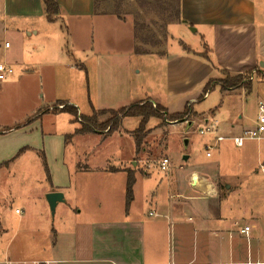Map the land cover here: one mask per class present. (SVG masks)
Masks as SVG:
<instances>
[{
	"label": "crops",
	"instance_id": "crops-1",
	"mask_svg": "<svg viewBox=\"0 0 264 264\" xmlns=\"http://www.w3.org/2000/svg\"><path fill=\"white\" fill-rule=\"evenodd\" d=\"M56 1L59 12L53 21L47 19L42 0L0 1V44L4 42L0 53L3 62L19 69L16 79L9 81L7 86L29 81L30 88L35 93L39 90L41 97L36 108L24 118L9 124L1 122L0 135L22 132L32 121L37 124V121L48 117L55 120L60 111L46 109L59 102L75 106L80 115L85 116L92 115L94 111L117 110L146 100L163 106L169 114L180 113L191 105L196 116L199 113L194 111V103L204 99L201 96L208 81L220 77L223 71L231 75L250 72L254 76L252 87L254 82H258L256 86L264 87V0H180L182 21L179 24L190 34L188 40L177 38L179 46H173L170 41L166 50L147 54L134 52L136 40L132 21L128 22L129 37H102L95 34L102 17L116 16L118 22L126 23L128 20L97 12L94 0ZM59 22L65 23L67 34L64 38L67 44L71 40L77 55L64 52L66 44L58 39L59 33L52 32L54 29L50 26ZM194 41L198 43L197 49L192 44L196 43ZM204 51L208 58L201 55ZM133 54L165 61L160 72L163 76L162 95L153 96L151 88L141 95H134L125 79L115 82L117 76L127 72L123 58L127 57L131 64ZM78 68L87 75L85 80L82 79L83 93L76 97L59 93L57 89L63 90L66 88L64 83L70 82L67 80L69 72ZM258 73L261 76H257ZM4 84L0 83V90L6 87ZM215 87L224 96L236 90H246L243 86L235 90ZM193 90H196L194 94L182 96ZM260 100L264 102V94ZM80 105L89 106L87 114ZM215 110L216 107L209 110L210 114L214 115ZM27 119L30 120L27 122ZM70 122L75 123L72 116ZM45 125L41 126L42 140L59 134L46 122ZM119 127L115 131H119ZM78 128V123L76 127L69 123L64 131L71 132L62 133V177L50 173L46 161L50 180L46 177L49 185L41 196L50 192L63 194V200L56 205V210L61 208L59 220L49 224L46 201L42 200L43 212L38 222L29 228L19 225L13 240L0 247V264L5 259L46 264H264V175L257 172L259 163L264 161V141L248 140L242 147L233 142L228 145L227 150L240 154L236 157L237 165L232 168H224L217 161L210 162L205 163L204 172L200 170L199 174H191L187 178L174 176L156 180L149 186L146 184L141 207H151L146 215L139 209L134 210L133 203L136 186L139 181L141 185L146 183L150 177L149 170L140 171L144 177L135 178L133 200L123 210L129 170L125 163L94 168L76 160L72 169L65 163L66 148L71 139L86 134L104 135L101 130L78 132ZM152 129H147L143 140L151 135ZM242 129L245 128L235 131L232 125L227 139L231 141L229 137L239 135ZM219 131H225V127ZM39 148L38 144H27L14 158L24 150L34 152ZM43 149L42 156L46 160L44 143ZM240 159L250 162L249 170H243L244 161ZM253 163L256 165L252 173ZM2 164L10 165L8 161L0 166ZM98 170L120 176L116 189L114 184L110 188L118 193V213L113 215L114 218L104 216L105 207L101 205L95 208L94 205L81 204L103 203L109 184L81 180L82 175H91ZM242 170L246 174L243 175ZM168 173H172L170 167ZM7 231L0 218V239ZM212 245H217L215 255L211 252ZM28 249L39 253L26 259L24 251Z\"/></svg>",
	"mask_w": 264,
	"mask_h": 264
},
{
	"label": "rangeland",
	"instance_id": "rangeland-1",
	"mask_svg": "<svg viewBox=\"0 0 264 264\" xmlns=\"http://www.w3.org/2000/svg\"><path fill=\"white\" fill-rule=\"evenodd\" d=\"M98 1L97 12L109 14L117 13L120 15L118 16L119 18L128 21L127 23L124 21L118 22L116 16V18L102 17L99 29L95 31L96 35L99 34L102 37L110 35L113 37L118 35L129 37L130 29L128 22L130 20L134 26V35L136 33L138 36H152L153 39L160 40L159 45L152 49L155 52L166 50L170 41L173 46H179L180 42L177 38L188 40L190 34L186 32L185 28L181 26L179 22H173L167 25L166 22L169 21L167 15L170 13V9L169 11H163L161 9L166 6L163 0ZM50 27L54 29L52 32L59 33L57 37L61 40L62 44H66L67 47L64 52L67 53V51H69L77 55L76 49L71 45V40H69V44H67L64 38L67 34L65 23L59 22ZM23 35L26 38L24 32ZM6 40L11 41L10 39ZM196 43L192 44L194 48L197 49L198 43ZM3 45L4 42L0 44V46ZM140 46L143 47V45ZM202 54H206V52L204 51ZM132 59L130 64L129 61H127V57L123 58V61H125L124 67L127 68V72L125 71L122 75L117 76L115 82L117 83L125 79L127 87H130L131 93L132 91L135 92L134 95H141L147 88L152 89L151 92L153 96L157 97L158 95H162L163 91L160 89V86L163 76L160 72L161 69H163L162 65L165 64V61L159 60L153 56L145 57L134 54ZM3 61L4 59H2L0 53V62ZM13 69L14 73L11 76L0 81L2 85L4 83V85H6V87L4 86V88L0 90V123L2 122L3 124H9L14 120L24 118V116L32 112L41 101L39 90L35 93L34 90L30 88L31 85L29 81H25L21 85H19V83H13L11 86H7L9 81H14L17 77L16 72H18L19 69L17 66L13 67ZM235 76L237 75L230 74V77ZM86 77V73L80 70V68L75 72L70 71L67 78L70 82H65L66 88L63 90L57 89V91L63 94L68 93L76 97L83 93L81 92L84 89L82 87V79L85 80ZM224 77L225 74L222 72L220 77L208 81L209 88L201 96L204 99L199 100L193 105V109L199 113L198 115L195 116L190 110L183 120L170 121L164 118L159 121L158 118H151L146 129L153 128L152 133L143 140L139 152H135V139L133 134L135 128L138 126L139 118L125 117L122 126L119 127V131L111 132L110 129L107 128L101 130L104 135L86 134L71 139L72 141H69L67 144L68 148H66L65 163L72 169L76 160L78 162L82 161L87 163L94 168L118 165L122 162L129 167V170L133 169L135 174H137L135 178L139 179L144 177L140 174V171L143 173V171L149 170L150 177L146 179V183L144 182L143 185H141L139 181L138 186H136L135 200L133 203L134 210L139 209L140 213L142 212L147 215L151 207L145 206L144 209H141L144 203L142 194L145 192L146 184L149 186L151 182L165 180L166 178H174V176H178V178H187V176L191 174H199L205 163L217 161L224 168H232L237 165L236 157L240 156V154L232 149H226V147L232 143V140L230 141L227 139V132H229L228 130L231 129L232 125L235 131H240L243 127L246 129L254 126V122L257 121L256 119L259 113L258 100H260L261 95L264 94V87L261 85L256 86L258 82H254L252 90L249 92L240 89L230 95L226 94L224 96L220 94V89L215 87L216 85L220 86L219 80ZM240 87L241 85L238 84L232 89L235 90ZM195 92L196 90L188 91L187 93H183L182 96L194 94ZM207 92L208 95L205 97L204 95ZM56 104L57 103L54 105ZM80 107L86 114L90 109L87 105H80ZM215 107V114L211 115L209 110ZM46 110L50 112L60 111L59 109L52 110L49 107ZM44 111L42 110L41 113H44ZM79 114L78 112L77 116ZM70 117L71 116L67 112L60 111L56 114L55 120L48 117L42 121H37V124H34L35 121H32L27 125V128L22 129V132L4 136L0 135V164L5 161H8L10 164L9 167H6L5 164L0 166V218L9 230L7 231L8 233L3 235L0 239V247H3L6 242H9V240L13 238L14 233L19 230V225H22L23 228H29L31 224L34 226V223L38 222L39 216H41L43 212L41 207L42 200L44 202L46 201V213L49 224L59 220L61 208L57 210L55 208L54 212H52L47 202L46 195L41 196L44 188L49 185L42 161V152L44 151V143L47 149L46 161L50 173H53L56 177H62L60 176L63 169L61 163V152L64 147L62 133L71 132L64 131L69 127V123L74 127L77 126V123L70 122ZM107 117H109L108 114L99 116V122L104 121ZM206 117L209 118L210 122L214 120L218 122V131L222 126L225 127V131H219L218 134L226 138L217 145H214L212 135L199 133V129L204 127L203 119ZM29 120L30 119H27V122ZM45 122L48 126H52V129H55L59 134L42 140L40 136L41 126H47ZM190 122L193 124L189 125L188 123ZM157 123L158 125H156ZM27 144H38L40 150H34V152L24 150L14 158L20 151L19 149ZM206 145L211 147L209 149L210 156H206ZM143 148H145L146 151L143 152ZM162 157H169V167L172 173L167 174L169 169L165 172L159 170L158 161ZM185 157H187L186 160L184 159ZM240 160L242 162L244 161L243 170H249L248 166L250 162L248 160ZM253 164L251 168L252 173L254 172L253 169L256 163ZM243 170L242 174L244 175L246 173ZM201 172H204V170ZM119 178L120 176L118 174L100 170L91 175H82L81 180L83 182L93 183L94 181L87 180H98L101 181L103 185L109 184V188H107V195H103L102 204H98V202H82L81 204H86L85 206L94 205L95 208L101 205V207H105V212H102L104 216H107V218H114L115 216L113 215L118 213L116 208V196L118 193L110 188H112L111 185L114 184L116 189ZM79 189H81V187H78V190ZM103 189L106 188L103 186ZM61 206L62 204H60V207ZM124 207L125 201L122 205L123 210ZM19 234L21 235V233ZM211 249L212 254L215 255L217 245H212ZM38 253V250L28 249L24 251L26 259L33 258L35 255L37 256Z\"/></svg>",
	"mask_w": 264,
	"mask_h": 264
},
{
	"label": "trees",
	"instance_id": "trees-1",
	"mask_svg": "<svg viewBox=\"0 0 264 264\" xmlns=\"http://www.w3.org/2000/svg\"><path fill=\"white\" fill-rule=\"evenodd\" d=\"M166 3V6L162 7L163 11H169L170 13L167 15L169 21H167V25L173 22L182 21V17L180 14V0H163ZM44 4V8L46 11V17L49 21H53L55 16L59 12V4L56 0H42ZM98 0H94L96 11L98 9ZM105 13V12H102ZM117 16H120L117 13H114ZM136 45L134 48V52L136 54H147L154 52L152 49L159 45L160 40L153 39L152 36L141 35L138 36L135 33ZM143 45L140 46V45ZM150 45V46H149ZM159 52V51H157ZM156 52V53H157ZM204 58H208L207 54H201ZM225 77L219 80L220 88L222 90H227L233 88L234 86L240 84L245 87V89L249 92L252 88V80H249L251 75L250 72L242 75H237L235 77H230V74L223 71ZM257 76H261V74H257ZM243 83V84H241ZM209 83L206 84L204 88V92L209 88ZM57 104H65L64 102H59ZM191 105L186 107L184 111L180 113L169 114L166 108L161 105L153 104L149 100L138 102L131 104L127 107H122L117 110H99L94 111V113L90 116L81 115V121L77 120L78 110L76 107L65 104V107L61 109V112H67L72 116V122L78 123L79 128L78 132H90L94 130H104L110 129L111 132H114L118 129L121 120L125 117H137L140 119L137 128L134 130V139H135V152H139L141 149V144L145 137V134L148 132L146 126L151 118L158 119H167V120H183L184 117L190 112ZM109 115L103 122H99L98 117L102 115ZM46 177L50 180L49 171L46 165L45 157H42ZM135 174L132 170L127 171V182H126V201L125 206L126 209L129 207L131 201L133 200V186L135 184Z\"/></svg>",
	"mask_w": 264,
	"mask_h": 264
},
{
	"label": "built area",
	"instance_id": "built-area-1",
	"mask_svg": "<svg viewBox=\"0 0 264 264\" xmlns=\"http://www.w3.org/2000/svg\"><path fill=\"white\" fill-rule=\"evenodd\" d=\"M6 46H8V43H6ZM13 73H14V69L11 64L0 62V81L11 76ZM253 78L254 76L251 75L249 77V80H253ZM207 95H208V92L204 96L206 97ZM65 104H56V105L50 106L49 108L52 110L53 109L61 110L65 107ZM67 105H70V104L68 103ZM258 109H259V114L257 117V121L253 127L244 129L242 133L239 135L229 137L237 147H242L244 143L248 140H252V141L264 140V102L261 100L258 102ZM77 120L81 121L80 114L77 116ZM203 124H204V127L199 129V133L212 135L214 139V145H217L219 142L225 140L226 138L225 136L218 134L219 133L218 122L216 120H214L213 122H210L209 119H205L203 120ZM205 148L207 150L206 155L210 156L209 149L211 147L206 145ZM169 164H170V159L168 157H162L158 161V168L159 170L163 172L168 171ZM257 172L264 175V161L259 163ZM1 264H46V263H42L40 261H14L10 259H5L1 261Z\"/></svg>",
	"mask_w": 264,
	"mask_h": 264
},
{
	"label": "water",
	"instance_id": "water-1",
	"mask_svg": "<svg viewBox=\"0 0 264 264\" xmlns=\"http://www.w3.org/2000/svg\"><path fill=\"white\" fill-rule=\"evenodd\" d=\"M46 199L50 209L54 212L57 203L63 200V194L61 192H50L46 195Z\"/></svg>",
	"mask_w": 264,
	"mask_h": 264
}]
</instances>
